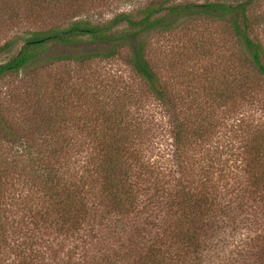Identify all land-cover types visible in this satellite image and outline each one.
I'll use <instances>...</instances> for the list:
<instances>
[{
  "label": "rangeland",
  "instance_id": "rangeland-1",
  "mask_svg": "<svg viewBox=\"0 0 264 264\" xmlns=\"http://www.w3.org/2000/svg\"><path fill=\"white\" fill-rule=\"evenodd\" d=\"M147 1L97 0L90 13L103 21L115 12L129 11L134 4ZM206 1L213 0H177ZM238 1L245 0L231 3ZM249 12L253 23L251 36L264 46V0H252ZM20 21L19 25L0 24V46L33 28L32 23ZM149 40L148 58L176 99L174 109L153 96L123 57L96 59L80 65L63 60L34 66L0 81V100L5 106L16 108V112L24 110V114L31 116L34 105L25 101L26 93L34 96L36 89L41 93L57 89L60 98L65 95L68 128L58 132L57 139L67 140L73 148L67 164H63L69 177L63 174V178L77 179L80 186L84 181L89 184L87 174L93 172L86 169L94 168L93 161L98 154V136L93 129L104 121L96 115L103 110L101 107L106 111L115 110L114 98L124 96L120 107L132 124L134 143L130 151L144 162L132 161L134 177L139 172L155 175L161 171L165 175L162 181L169 179L173 185H186L196 194H205L220 211L214 213L199 249L197 246L184 252L179 243L165 241L169 223L178 219L165 214L163 205H159L157 200L162 192L155 191L156 182L151 176L140 185L139 205L127 217H121L115 229L89 232L87 226L77 234L53 235L50 234L53 229H49L43 239L51 240L56 235L57 238L51 249L40 245L45 259L36 258L35 264H134L158 239L163 244H158L161 264H264V158L254 154L264 145V82L255 79L246 68L244 51L226 22L200 16L171 31L152 33ZM19 46L10 54H0V62L16 54ZM61 52L71 51L55 48L49 54ZM244 74L250 82L241 81ZM11 96L24 106L18 109L15 102L10 104ZM117 110L121 109L117 106ZM173 120L176 124L188 123L187 129H191L188 120L206 123L208 129L205 133H192L187 146L176 149ZM40 196V192L36 193L33 202L37 209L41 207ZM150 200L151 206L146 207L145 203ZM29 205L24 209L11 206L14 213L7 214L15 215L19 211L33 216L36 210L29 209ZM21 239H10L11 245L0 248V264H24L31 260L24 261L22 257L23 252L30 254L31 251L25 244L21 245Z\"/></svg>",
  "mask_w": 264,
  "mask_h": 264
},
{
  "label": "trees",
  "instance_id": "trees-1",
  "mask_svg": "<svg viewBox=\"0 0 264 264\" xmlns=\"http://www.w3.org/2000/svg\"><path fill=\"white\" fill-rule=\"evenodd\" d=\"M96 1L0 0V24L19 25L22 23L20 20L33 24L32 29L13 36L0 46V54H10L20 45L16 54L0 62V81L44 63L71 60L80 65L96 59L123 57L146 83L153 96L169 109H174L177 106L176 99L160 80L148 58L151 45L149 37L152 33L171 31L185 21L203 16L228 24L244 51L243 62L246 68L252 71L255 79L264 82V46L251 36L253 23L249 6L252 0L235 4L231 3L232 0L202 3L149 0L142 5L134 4L129 11L115 12L111 18L103 21L95 19L90 13ZM55 48L71 52L49 54L50 49ZM245 75L241 81L247 79L250 82ZM56 91L41 93L36 89L34 96L31 92L26 93L25 101L34 105L31 116L24 114V110L16 112V108L5 106L0 100V248L11 245L10 239L15 238L14 241H17L21 237V245L25 244L31 251L30 254L22 253L24 261L31 259L24 264H35L36 258L45 259L40 251L41 246L53 248L57 235L51 240L43 239L49 229L54 230H51V235L77 234L80 230H86L87 226L89 232L97 230L103 233V229L109 227L115 229L120 218L127 217L139 205V197L142 195L140 185L154 176L155 191L162 192L161 198L157 200L159 205H163L165 214L178 219L175 223H169L165 241L179 243L184 252H189L192 247L198 246L199 249L202 236L213 222L214 213L220 210L205 194H196L186 185H173L169 179L162 181L165 175L161 171L155 175L153 172L147 175L139 172L138 177H134L132 161L135 159L139 163L141 160L137 153L130 151L134 143L131 140L132 124L120 107L124 96L114 98L115 110L106 111L105 107H101L103 110L96 115L104 123L96 129L92 128L98 136V154L93 161L94 168H85L93 172L87 174L89 184L84 181L78 186L77 179L68 180L65 165L68 156H71L73 144L57 139L58 132L68 128L65 112L68 101L65 95L60 98ZM8 101L10 104L15 102L18 109L24 106L13 100V96ZM188 122L192 131L187 129L188 123L174 124L176 149L186 147L192 133H205L208 129L206 123ZM263 146L254 152L262 159ZM63 174L68 177L63 178ZM12 188L18 192L11 191ZM38 192L42 196L38 198L41 207L37 209L33 202ZM8 200L12 207L16 205L19 209L21 206L24 209L29 203V209L36 210L33 216L30 213L33 218L19 211L11 216L13 211L8 206ZM149 204H152L151 200L145 206H151ZM158 241L152 243L148 247L149 252L136 259L134 264H161L159 246L163 244ZM160 241H163L161 237ZM34 245H39V248Z\"/></svg>",
  "mask_w": 264,
  "mask_h": 264
}]
</instances>
